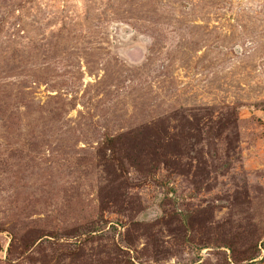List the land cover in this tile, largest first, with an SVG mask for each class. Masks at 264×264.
<instances>
[{"label": "rangeland", "instance_id": "obj_1", "mask_svg": "<svg viewBox=\"0 0 264 264\" xmlns=\"http://www.w3.org/2000/svg\"><path fill=\"white\" fill-rule=\"evenodd\" d=\"M0 264H264V0H0Z\"/></svg>", "mask_w": 264, "mask_h": 264}]
</instances>
